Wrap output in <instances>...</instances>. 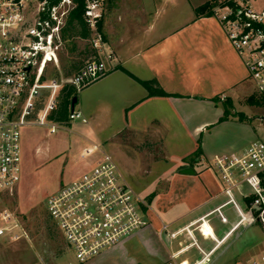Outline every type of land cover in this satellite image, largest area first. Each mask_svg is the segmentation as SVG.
<instances>
[{"label":"crops","instance_id":"1","mask_svg":"<svg viewBox=\"0 0 264 264\" xmlns=\"http://www.w3.org/2000/svg\"><path fill=\"white\" fill-rule=\"evenodd\" d=\"M209 1L109 0L101 29L116 60L105 76L78 93L75 108L85 121L69 127L82 157L74 177L96 165L103 152L112 156L105 137L124 134L156 149L159 156L148 151L152 160L172 162L175 185L148 201V226L80 264H250L264 254L263 239L252 247L237 231L225 238L231 226L212 212L224 196L208 163L257 140V127L238 107L264 105L253 102L254 83L219 21L196 17L195 8ZM122 67L140 79H156L170 95H149ZM225 101L232 103L231 115L221 120ZM233 125L242 135H227ZM94 145L99 149L88 154ZM199 145L202 152L196 156ZM185 167L195 174L181 173ZM156 197L164 201L157 216L150 209ZM163 223L181 234H160Z\"/></svg>","mask_w":264,"mask_h":264},{"label":"built area","instance_id":"2","mask_svg":"<svg viewBox=\"0 0 264 264\" xmlns=\"http://www.w3.org/2000/svg\"><path fill=\"white\" fill-rule=\"evenodd\" d=\"M107 0H86L83 18L96 51L64 83L79 93L105 76L116 60L107 47L99 23ZM78 0H0V195L16 187L22 177L23 129L30 122L40 90H50L39 109L37 122L56 133L59 122L49 114L63 84L46 82L50 64H57L64 47V29ZM227 39L243 58L257 98L264 105V0L256 7L250 0H218L213 7ZM82 119L70 107L69 122ZM94 145L88 154L98 150ZM221 183L224 200L214 207L220 221L231 227L225 238L241 227L260 224L264 231V140L257 139L239 151L215 155L208 163ZM144 198L123 180L114 158L102 153L92 168L64 183L46 202L50 219L79 263H85L118 245L149 225ZM231 207L235 219L228 212ZM186 232L191 235L190 230ZM160 234L176 238L163 223ZM30 240L26 223L17 214L0 211V239ZM184 264V263H181ZM250 264H264V254Z\"/></svg>","mask_w":264,"mask_h":264},{"label":"rangeland","instance_id":"3","mask_svg":"<svg viewBox=\"0 0 264 264\" xmlns=\"http://www.w3.org/2000/svg\"><path fill=\"white\" fill-rule=\"evenodd\" d=\"M255 1L256 7H260V0ZM108 5L109 0L104 4L103 18ZM93 50L89 38L68 35L65 46L59 53L58 63L47 67L45 81L63 84L77 71L72 64L76 63L79 68L82 67L93 56ZM49 96L50 90H40L33 104L30 122L23 129L21 180L14 189L0 195V211L5 209L21 217L30 233V240L0 239V264H80L68 250L62 234L50 219L46 209L48 196L73 179L79 170L78 163L82 157L78 143L74 142L75 135L69 129L70 124H76L78 120L70 124H61L56 133H50L49 126L38 124L39 109L45 105ZM238 109L248 113L251 117L250 123L257 127L254 138L264 140V107L247 105L239 106ZM236 127L233 125L227 130V135L234 137L242 135V128ZM105 138L108 140V152L112 156L115 154L123 180L129 183L146 203L149 201L148 197H155L162 192L167 193L174 188L172 162L165 164L152 160L148 151L152 149L154 156H159V152L153 147L149 148L145 142L140 143L141 137L119 134ZM184 138L190 140L188 137ZM169 154L175 156L177 153L170 151ZM167 171L169 173L165 174ZM160 201L162 199L156 197L151 203V213L155 216L158 215ZM228 212L233 220L236 216L231 207H228ZM145 215H148L146 211ZM237 233L242 235L241 240L244 244L252 247L264 240V231L260 224L241 227Z\"/></svg>","mask_w":264,"mask_h":264},{"label":"trees","instance_id":"4","mask_svg":"<svg viewBox=\"0 0 264 264\" xmlns=\"http://www.w3.org/2000/svg\"><path fill=\"white\" fill-rule=\"evenodd\" d=\"M217 1L218 0H210L209 2H206L205 4L195 8L196 17L197 18L212 17V10ZM85 2L86 0H78V7L72 13L71 17L69 18L65 26L64 46L68 35L71 37H79L83 39H88L91 35L90 28L88 27L87 23L83 18V14L85 11ZM101 24H102V20L99 23V30L102 32ZM92 53H93L92 55H96L95 50H93ZM72 67L77 71L81 68V67L79 68L78 64L76 63H73ZM122 70H124L131 77L139 81L145 87L149 95H170L161 87V85L156 79H145V80L140 79L131 72H129L128 70H126L124 67H122ZM74 96H78V92L76 91V88L70 83H64L58 94L56 106L54 107V109H52V111L49 114L48 117L49 120L59 122L61 124H70L69 113H70L71 102ZM253 102L256 104L261 103V101L258 98L253 99ZM231 107H232V103L225 101V112L221 120H225L231 115ZM238 115L241 119H243L244 117L243 113H239ZM201 152H202V148L199 145L195 151V155L196 156L200 155ZM148 199L150 201L152 198L148 197Z\"/></svg>","mask_w":264,"mask_h":264},{"label":"water","instance_id":"5","mask_svg":"<svg viewBox=\"0 0 264 264\" xmlns=\"http://www.w3.org/2000/svg\"><path fill=\"white\" fill-rule=\"evenodd\" d=\"M77 103V96H74L71 102V110L73 111L75 109ZM181 173L187 174V175H194L195 170L193 167H185L181 170Z\"/></svg>","mask_w":264,"mask_h":264},{"label":"bare ground","instance_id":"6","mask_svg":"<svg viewBox=\"0 0 264 264\" xmlns=\"http://www.w3.org/2000/svg\"><path fill=\"white\" fill-rule=\"evenodd\" d=\"M205 226H206V225H205ZM205 226H204V227H205ZM184 264H187V262H185Z\"/></svg>","mask_w":264,"mask_h":264}]
</instances>
